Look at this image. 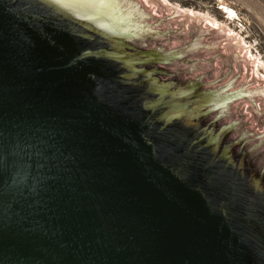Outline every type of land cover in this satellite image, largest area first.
Here are the masks:
<instances>
[{
    "label": "water",
    "instance_id": "1",
    "mask_svg": "<svg viewBox=\"0 0 264 264\" xmlns=\"http://www.w3.org/2000/svg\"><path fill=\"white\" fill-rule=\"evenodd\" d=\"M159 0H0V264H264V69Z\"/></svg>",
    "mask_w": 264,
    "mask_h": 264
},
{
    "label": "rangeland",
    "instance_id": "2",
    "mask_svg": "<svg viewBox=\"0 0 264 264\" xmlns=\"http://www.w3.org/2000/svg\"><path fill=\"white\" fill-rule=\"evenodd\" d=\"M169 7L206 16L236 35L250 61L264 69V0H159Z\"/></svg>",
    "mask_w": 264,
    "mask_h": 264
},
{
    "label": "snow or ice",
    "instance_id": "3",
    "mask_svg": "<svg viewBox=\"0 0 264 264\" xmlns=\"http://www.w3.org/2000/svg\"><path fill=\"white\" fill-rule=\"evenodd\" d=\"M67 2H71V0H67Z\"/></svg>",
    "mask_w": 264,
    "mask_h": 264
}]
</instances>
